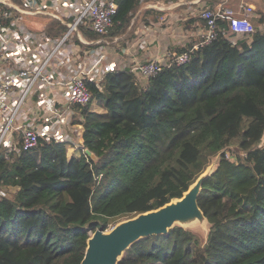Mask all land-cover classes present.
I'll return each mask as SVG.
<instances>
[{
	"label": "trees",
	"instance_id": "1",
	"mask_svg": "<svg viewBox=\"0 0 264 264\" xmlns=\"http://www.w3.org/2000/svg\"><path fill=\"white\" fill-rule=\"evenodd\" d=\"M147 1L116 0L105 34L79 30L88 40L123 36L124 43L151 18L154 10L139 12ZM260 12L249 41L218 19L209 44L175 48L190 52L184 64L144 81L128 69L87 81L91 99L74 105L72 122L95 159L80 150L68 157L66 145L53 140L7 155L0 147V264H80L96 229L180 198L214 157L198 197L210 225L205 239L174 226L134 243L118 264H264V7ZM66 29L52 19L46 33Z\"/></svg>",
	"mask_w": 264,
	"mask_h": 264
},
{
	"label": "built area",
	"instance_id": "2",
	"mask_svg": "<svg viewBox=\"0 0 264 264\" xmlns=\"http://www.w3.org/2000/svg\"><path fill=\"white\" fill-rule=\"evenodd\" d=\"M19 1L24 6L25 13H50L54 17L58 16L49 9H54L55 13L64 15V10L69 9L74 2L79 3L80 7L76 10L73 20L67 22L65 33L54 41L48 39L44 33L30 34L23 29L16 19L10 21V28L14 30L10 35L0 40V64H4V66L0 65V147L5 149L7 155L12 152L19 153L32 149L40 139L44 141L53 140L64 143L68 151L77 152L80 150L86 156L85 148L81 142V134H78L79 128L75 131V125L70 126L71 107L73 105H86L91 99L87 81H98L112 67L107 62L102 50L99 51L96 60L88 61L86 59L79 68L74 69L73 74L68 78L54 80L47 67L60 54L58 52L60 49L61 51L63 49L71 51L73 47H78L75 39L77 34H82L79 30L80 26L86 25L89 30L95 33L105 34L117 9L116 0H71L68 7L60 5L59 0ZM187 1L190 5L200 8L198 17L203 26L198 41L192 46L193 49L209 44L216 37L218 19L227 21L229 33L234 37H249L254 31L252 24L254 7L251 4L241 1L233 8L229 5V0H220L217 8L211 9L197 6L201 0ZM159 4V1H156L151 6L158 8ZM12 9L20 11L21 7L11 0H0V17L11 19ZM3 31L0 25V39L3 36L1 35ZM19 31L25 39L24 49L29 48L27 42L31 38L38 46L48 47L51 45L52 51L44 56L38 66H29L26 69L18 67L16 72H13L12 67L9 66V61L13 58L15 48L9 47V45H15L14 42L18 44V47L22 45L18 39ZM81 42L84 45L94 42L102 43L105 42V39L98 38L92 41L84 38V40L81 39ZM189 53L188 51L182 53L168 52L160 57L134 65L128 70L133 74L135 81H144L165 68L186 63L189 60ZM100 62H106L105 71L97 69ZM54 68L56 69V67ZM43 88H49L50 91L56 90V93L48 96L44 89L40 95L38 105L39 107L42 104L45 106L42 114L43 122L28 121L24 118V107L30 104L33 91ZM76 127L78 126L76 125ZM74 136L80 139L79 142ZM1 195H4L3 189H0Z\"/></svg>",
	"mask_w": 264,
	"mask_h": 264
},
{
	"label": "crops",
	"instance_id": "3",
	"mask_svg": "<svg viewBox=\"0 0 264 264\" xmlns=\"http://www.w3.org/2000/svg\"><path fill=\"white\" fill-rule=\"evenodd\" d=\"M11 1L14 4L19 5L21 7V10L15 11L12 9L11 19L0 17V25L2 26L4 30L1 33V35L3 36L1 37L0 40L10 35L12 31L14 30L13 28H10V21L12 19H16L18 23L21 24L23 29L29 32L30 34L44 33L48 39L53 40V41L58 40L65 32L60 36H51L46 33L47 24L52 19H56L62 25L67 26V22L73 20L74 16L76 15L75 14L76 10L79 9L80 7L79 3L74 2L72 6L69 7V9L64 10V15L55 13L54 9H49L50 11L54 12L53 14H56L59 17L58 18V17H54L50 15V13L49 14L25 13V9H24V6L21 4V1L19 0H11ZM36 1H39V0H36ZM70 1L71 0H59L58 2L60 3V5L62 4L64 7H68L70 4ZM156 1H159L160 6L158 8H153L151 5L154 4ZM219 1L220 0H201L197 6L209 7L211 9H215L217 8ZM241 1L247 4H251L254 7V12H253V17H252V24H253L254 21L260 18L261 16L260 10H262V8L264 7V2L262 0H229V3H230L229 5L235 8V6H237V4ZM145 9L154 10L151 18H148L146 21H142L141 24L138 25L134 33V38L130 40L125 39L124 41L125 44H123L121 48L116 47L113 49L115 50L114 54L116 55L118 53H122L123 55L130 54L127 56V58H124L125 63L123 67L119 68V64L115 60H112V57H110V60L107 59L106 57L107 62L112 67L110 70H108L109 72L115 71V70H121V69H129L130 67L137 65L139 63H143L152 58L165 55L166 52L168 53V51L171 48L173 49L180 48L177 46H181L182 44L180 43L179 38L184 37L183 31L193 32V29H194L195 33L191 34L190 36L196 35V38L193 39V41L185 43L184 44L185 46L188 44L193 45L198 41L199 34L203 28L202 23L198 17V11L200 10V8L190 5L189 1L187 0H148L140 8L139 12ZM180 21H185V24L188 25L189 28L185 27L181 31L182 23H178ZM259 29L261 30L264 29L263 23L260 24ZM172 30H174V32L177 31L178 34L174 33ZM77 35L78 36H76L75 42L76 41L81 42V39L84 40V38H86L82 34H77ZM237 38H244V39H247L248 41L250 40V36L249 37L238 36ZM18 39H20L22 43L21 46L18 47L17 46L18 44L16 42H14L15 45H9V47L15 48V51H13V58L10 59L9 61V64H10L9 66L12 67L13 72H16V69H18V67H21L22 69H26L29 66H38L42 62V59L44 58V56L49 51H52L51 45H48V47L38 46L37 43L33 41V39L31 38H29L27 42V45L29 48L24 49L25 39H23L20 31L18 32ZM95 40L96 39H93L92 41H95ZM80 44L82 45V42ZM92 44H96L97 46L94 49H91L90 51L83 49L80 45H78V47L75 46V48L73 47L71 51H67V49H63L61 51L60 49L58 51L60 54L55 59H53L51 61V64L47 67L48 72L52 74V78L56 80L58 78L70 77L73 74L74 69L79 68L80 64L84 63L86 59H88V61L96 60L98 58V54L100 50H102L103 54L105 55L104 47L106 45V42H102V43L94 42ZM85 45H90V44H85ZM114 54L110 53V56ZM105 64L106 62H100V64L97 66V69L99 71H105V68H104ZM0 65L4 66L3 63H1ZM54 67H56V69ZM105 74H103L101 78ZM44 89L46 90L45 94L48 96H51L50 94L56 93V90L50 91L49 88H43L41 90L33 91L30 104L24 107V110H25L24 118L27 119L28 121L36 120V122H43L42 114L45 110V106L42 104L41 107H39L38 102L40 99V95L44 91ZM72 109H73L72 112L74 113V105L71 107V110ZM72 125H75L74 127L75 131L79 128L80 131L78 132V134L82 135L80 124L70 123V126ZM76 125L78 127H76ZM76 139L77 141L80 140L78 138ZM81 142H82V136H81ZM66 152H67L68 157H71L78 153V152L68 151L67 149H66Z\"/></svg>",
	"mask_w": 264,
	"mask_h": 264
},
{
	"label": "water",
	"instance_id": "4",
	"mask_svg": "<svg viewBox=\"0 0 264 264\" xmlns=\"http://www.w3.org/2000/svg\"><path fill=\"white\" fill-rule=\"evenodd\" d=\"M85 154L95 159L89 149H85ZM216 163L217 159L212 169H205L180 198L118 222L108 231L96 229L87 240L80 264H118L123 253L134 243L167 235L174 226L188 229L185 226L199 224L206 227L207 235L210 225L198 205V197L203 181L214 172Z\"/></svg>",
	"mask_w": 264,
	"mask_h": 264
},
{
	"label": "rangeland",
	"instance_id": "5",
	"mask_svg": "<svg viewBox=\"0 0 264 264\" xmlns=\"http://www.w3.org/2000/svg\"><path fill=\"white\" fill-rule=\"evenodd\" d=\"M134 22V19L132 20V23ZM178 23H182L181 24V31L186 27V28H189V26L188 25H186L185 24V21H180V22H178ZM139 24H141V21L138 23V25ZM130 28V27H129ZM129 30V29H128ZM173 32H174V30H172ZM127 33V32H126ZM174 33H177L178 34V32L176 31V32H174ZM195 32H194V29H193V32H190V31H183V38L182 37H180L179 39H180V43H182L181 44V46H177V47H180V48H183V47H185V43H188V42H190V41H193V39H195L196 38V35H192V36H190L191 34H194ZM144 35V34H143ZM123 38V36H121V37H119V38H114V39H111V38H108V37H106V38H104L105 39V42H106V45H105V47H104V50H105V57H107V59H109L110 60V57H112V60H115L118 64H119V68H122L123 67V65H124V58H127V56L128 55H130V54H127V55H123L122 53H118L117 55L116 54H114L115 53V50H113L114 48H121V46H123V44H125V43H121L120 41H118L119 39H122ZM128 40H130V39H128ZM125 41V40H124ZM189 45V44H188ZM167 46V45H166ZM187 46V45H186ZM172 47H174V46H172ZM129 48V47H128ZM126 50H127V48H126ZM174 50V51H173ZM170 52H175L176 53V51H175V49H173V48H171L170 50H169ZM168 51V52H169ZM123 52V51H122ZM110 53H113L114 55H111L110 56ZM167 53V52H166ZM138 81H140V80H137V82ZM141 83V82H140ZM93 108V110H96V111H99V109H97V108H95V107H92ZM72 111H73V109H72ZM74 113L72 112V114L70 115V117H69V119H70V123H73L72 121H73V119H74ZM76 135V134H75ZM76 136H74V138H75ZM76 139V138H75ZM263 141H264V138H263ZM262 141V142H263ZM229 151V150H228ZM227 151V152H228ZM226 152V153H227ZM228 153H230V152H228ZM227 153V154H228ZM229 155V154H228ZM231 156V155H230ZM216 159H217V157H214L212 160H211V163H210V165L209 166H207V168H206V170L205 171H207V170H209V169H212V167L214 166V163H215V161H216ZM10 190H13V189H10ZM123 220H125V218H122V219H118V220H115L114 222H112L109 226H108V228L106 229V230H104V231H108V230H110L115 224H117L118 222H121V221H123ZM186 228H188V229H190L191 231H194V232H197V233H199L201 236H202V238H203V240L205 239V237H206V227H204V226H201V225H199V224H190V225H187V226H185Z\"/></svg>",
	"mask_w": 264,
	"mask_h": 264
}]
</instances>
